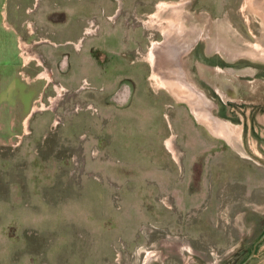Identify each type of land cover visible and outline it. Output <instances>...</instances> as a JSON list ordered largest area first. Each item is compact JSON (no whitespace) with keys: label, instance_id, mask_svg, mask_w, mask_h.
Listing matches in <instances>:
<instances>
[{"label":"rangeland","instance_id":"374dc122","mask_svg":"<svg viewBox=\"0 0 264 264\" xmlns=\"http://www.w3.org/2000/svg\"><path fill=\"white\" fill-rule=\"evenodd\" d=\"M171 1L178 0L143 1L141 22L128 17L124 56L96 47L95 73L84 67L71 83L76 87L50 74L40 44L25 57L31 69L2 67L0 113H15L17 134L13 145H0V264H242L252 251L244 264H264L263 114L242 126L236 150L199 124L186 103L155 88L147 53L151 39L160 42L162 35L148 23L160 3ZM244 3L191 0L188 8L203 35L213 40L222 33L235 44L228 48H244L243 40L257 45L261 36L259 18ZM30 30L39 40L40 30ZM101 31L94 26L89 35ZM203 35L185 65L215 103V114L241 125L232 100L242 98L243 86L264 82L245 81L235 98L224 99L213 68L231 70L217 75L235 87L236 67L208 51ZM84 45L78 44L82 62ZM123 77L130 88L119 86ZM253 192L263 201L255 202Z\"/></svg>","mask_w":264,"mask_h":264},{"label":"crops","instance_id":"0c3cea01","mask_svg":"<svg viewBox=\"0 0 264 264\" xmlns=\"http://www.w3.org/2000/svg\"><path fill=\"white\" fill-rule=\"evenodd\" d=\"M143 1L145 0H0V73H3L2 67H18L20 64L28 65L31 69L25 57L27 53L33 51L36 44H40L38 49L42 56L48 58L50 74L56 76L61 84H65L68 88L76 87L71 83L78 80V73L84 67L91 66L95 73V51L112 56L118 51L120 56H124L128 17H134L135 21L141 22ZM153 13L154 11L150 15ZM32 25L41 32L39 40H32L33 32L30 30ZM94 26H98L102 31L89 35L90 28ZM130 29L137 31V26ZM43 41L45 43L41 44ZM81 41L89 47L85 62L79 60V56L82 57L78 48ZM135 46L141 48L139 44ZM107 48H114V51L107 52ZM90 54L93 58L91 60ZM136 61L134 60L133 63ZM34 72L33 77H35ZM93 73L91 76L94 77ZM87 74H90V70ZM199 79L202 81V75ZM120 82V87L131 86L124 77ZM2 100H7V97ZM1 115L2 113H0V145L8 147L13 145L17 134V120L13 111L11 117ZM30 115L31 111L20 121L28 120Z\"/></svg>","mask_w":264,"mask_h":264},{"label":"flooded vegetation","instance_id":"af4514ba","mask_svg":"<svg viewBox=\"0 0 264 264\" xmlns=\"http://www.w3.org/2000/svg\"><path fill=\"white\" fill-rule=\"evenodd\" d=\"M191 0H178V1H171V2H164V3H160L158 5V10H156L152 16L158 14L159 12V8L161 5H166L168 4L170 6H173V8H175L174 13L175 16H173V18L171 19V22L168 26V33H164L162 30L151 26V22L148 23V26H150L152 31L157 30L161 35H162V40L156 41L154 39H151V46L149 49V52L147 53V59L149 56H155V54L157 52H161L162 53H166L169 56L168 59V66H169V71L170 72V76L172 77L171 80H175L178 82V84L180 86L183 87V89L186 92L191 93L192 97L194 99L197 100V102L201 105L200 106V110L203 113V109L205 111V114L211 118V119H215L218 123L221 124V127L223 129V127L225 126H238L241 127L244 125H247V121L248 120H255L257 118L258 115H262L264 118V96H256L260 91H264V86H257L256 83L251 84V88H245V81H247V83H251V82H257V84H261L259 82H264V64H260L257 63L256 68H252V66H250L249 68V63H255L254 59H258V60H262L264 61V52L258 51L256 50V48H250L249 46H245L243 44H240L241 46H244V48H228L229 43L233 45V42L231 43L228 38H223L222 37V33H216L212 39H209L208 35L204 34L203 35V28H202V24L198 23L196 21V17L194 16V13L190 11V9L188 8V3H190ZM190 11L192 14H190ZM187 14L191 15V18L188 22H184L185 20V16ZM260 20V19H259ZM261 22V21H259ZM146 24V22H145ZM261 25V23H260ZM217 29V31H219V27L218 24H215V30ZM94 32V31H92ZM261 33V32H260ZM202 35L204 38L208 39V51H216V52H220L222 53L225 57H227L229 59V61L232 62H228L223 60L222 62L224 63H230L232 64L234 67H236L235 69V73H236V78L237 81L236 82V86L235 88V95L234 98L236 96V93L238 92L237 90H239L240 86L237 87V85H245V87L243 86L242 88H240V92H239V96L242 98L239 99H233L232 102L235 103L236 105V116L238 120H241L242 123L240 124H235L232 123L231 121L222 118L220 116H217L214 112L215 109V103L207 97L206 93L203 91L202 88L198 87L196 85V81L194 80L193 76L191 75V71L190 69H188L185 65L184 61V56H186V54H190L192 52V48L195 46V44H197L200 40H202ZM40 37V36H39ZM243 40V39H242ZM245 41V40H243ZM254 44V43H252ZM235 45V44H234ZM238 46V45H236ZM192 49V50H191ZM163 53V54H164ZM165 55V54H164ZM166 56V55H165ZM206 56V55H205ZM148 61L150 62L151 66H152V75H154L153 73H155V68H154V64L151 60L148 59ZM254 65V64H252ZM254 65V67H255ZM247 67V69L245 71H247L246 73H242L239 74L240 70L245 69ZM260 68V70H259ZM214 78H217L218 80L221 79L218 77L217 73H222V72H228L230 74H232L231 70L229 69H223L220 68L219 66H215L214 68ZM234 69V68H233ZM256 69V70H255ZM199 71L201 72V75H203L202 73V65L199 63ZM243 72V71H241ZM203 76L206 77V75L204 74ZM239 77H241V79H239ZM253 78L256 80H253ZM208 79H210L209 75H208ZM241 81V82H239ZM220 82V80L218 81ZM215 85V84H214ZM215 87L219 90L221 87L218 85ZM219 87V88H218ZM63 89H65L62 86ZM166 89V88H164ZM250 89V91H249ZM177 101H179L175 95L168 89H166ZM264 93V92H263ZM59 95L60 92H59ZM219 95V93H218ZM221 95V94H220ZM219 95L220 101H223L221 96ZM223 97V96H222ZM224 98V97H223ZM194 99H192L194 101ZM226 99V98H224ZM230 98H227L226 100H229ZM59 100V96H57V98H55L52 101V104H54V106L57 104ZM180 102H184L186 103V105L188 106L191 114L193 115V117L196 119V121L201 124L202 126H204L206 128V130L209 133H213L210 129L207 128L206 125L200 123L197 119V115L193 110V107L190 106V104L186 101H180ZM54 106H51L52 108H54ZM196 110V109H195ZM258 119V118H257ZM246 127V126H245ZM214 136L216 135L215 133H213ZM212 134V135H213ZM217 137L225 140L233 149L235 148L230 141L224 137V136H220V135H216ZM168 143L170 144L173 152L175 153V155L178 154V150L174 144V136H172L169 140ZM237 150V148H235ZM250 197L253 198V200L255 202H259V201H263V199H260L256 196V194L253 192L250 194ZM262 205V204H261ZM264 205V204H263ZM250 206H252V210H256L258 213L262 214V211H258L255 208H259L258 203H251ZM260 242V240L258 239L255 242L254 248L253 250L256 248V245ZM253 257L255 254L253 253V251L251 252ZM249 254V256L251 255ZM150 255V254H149ZM248 256V257H249ZM248 257L246 258V260L248 259Z\"/></svg>","mask_w":264,"mask_h":264},{"label":"bare ground","instance_id":"6f19581e","mask_svg":"<svg viewBox=\"0 0 264 264\" xmlns=\"http://www.w3.org/2000/svg\"><path fill=\"white\" fill-rule=\"evenodd\" d=\"M161 5L159 8L158 14L154 15L151 19V26H154L160 30H162L164 33H168V26L171 22V19L173 16H175L173 6ZM244 8L247 9V11L252 15H256L260 19V29H261V36L259 37L260 42L256 44L249 43L248 41H243V45L249 46L250 48H256V50L264 52V0H245ZM246 11V12H247ZM187 12H190L189 10ZM190 14H192L190 12ZM187 14L185 16L184 22H188L191 18V15ZM252 18V17H251ZM262 41V42H261ZM234 44V43H233ZM239 46V45H238ZM241 46V45H240ZM164 53V52H163ZM161 52H157L155 56H149L148 59L151 60L154 64L155 73L153 75L154 85L155 88H166L170 90L175 97L179 101H186L190 104L191 107H193L194 112L197 115V119L200 123L207 126L208 129H210L213 133L216 135L224 136L226 137L230 143L237 149L240 148L241 142H240V132L242 129L238 126H224L223 129L221 127V124L218 123L215 119L209 118L203 109V113L200 110V104L197 102L196 99H194L189 92H186L182 86L178 84L177 81L171 80L169 66H168V54ZM220 78V77H219ZM220 80V82H218ZM217 79L214 78V84L216 86H220L221 88L217 91L224 97V98H233L234 96V87H232L231 81L227 79ZM219 88V87H218ZM194 99V101L192 100ZM196 109V110H195Z\"/></svg>","mask_w":264,"mask_h":264},{"label":"water","instance_id":"95a60500","mask_svg":"<svg viewBox=\"0 0 264 264\" xmlns=\"http://www.w3.org/2000/svg\"><path fill=\"white\" fill-rule=\"evenodd\" d=\"M251 256H252V254L248 257V259H249ZM248 259H247V260H248ZM247 260H245L242 264H244Z\"/></svg>","mask_w":264,"mask_h":264}]
</instances>
